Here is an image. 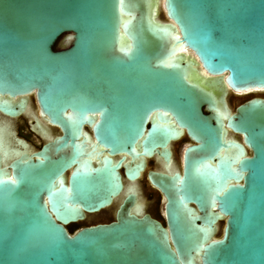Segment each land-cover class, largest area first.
Wrapping results in <instances>:
<instances>
[{"label":"water","instance_id":"1","mask_svg":"<svg viewBox=\"0 0 264 264\" xmlns=\"http://www.w3.org/2000/svg\"><path fill=\"white\" fill-rule=\"evenodd\" d=\"M228 89L264 91V0H0V109L15 115L9 99L34 92L62 132L55 158L44 146L0 177V264H264V98L227 116L251 156L236 145V168L204 163L221 126L203 108ZM86 125L111 155H153L182 130L201 141L182 176L155 174L166 227L121 208L68 231L121 189L124 157L79 162ZM215 219H225L219 235Z\"/></svg>","mask_w":264,"mask_h":264},{"label":"flooded vegetation","instance_id":"2","mask_svg":"<svg viewBox=\"0 0 264 264\" xmlns=\"http://www.w3.org/2000/svg\"><path fill=\"white\" fill-rule=\"evenodd\" d=\"M228 90L229 92L225 97L223 95L217 96L218 102L214 109L205 110L203 108L204 113L210 115L213 122L216 119L221 126L220 147L204 160L205 164L213 168L224 161H228L231 167L236 168L240 157L236 145L242 148L244 156H251L252 152L244 141V135L231 128L227 116L236 113L237 107L248 100L258 97L264 98V91L238 93L231 89ZM4 98L8 97L4 96ZM221 98L222 100H219ZM26 99V102H22V97L19 96L9 99L14 104L15 115H9L0 109L1 178L13 179V167L17 163H23L26 159H41L38 152L44 146L49 149L50 157L55 158V140L57 135H61L62 132L56 125L40 116L34 92ZM20 105H23V107L21 108ZM31 106H36V114L33 113ZM81 133L82 136L78 142H83L85 149L83 155L79 158V162L81 164L85 161L90 162L91 170L103 167L105 158H111L112 165H115L124 157L120 167L116 170L120 178L121 189L111 197L110 204L96 212L85 213V219L69 225L68 231L75 232L85 226L115 221L121 208V212H127V214L137 219L149 216L166 227L164 210L166 196L156 180L155 174L170 179L177 174L182 176L186 150L200 146L201 141L188 135L186 130H182L176 139L166 145L165 149L159 148L153 155H144L143 157L140 155L139 158H136L131 154L111 155L102 147L95 149L93 146V132L88 125L84 126ZM85 134L89 136L86 141ZM164 150L167 151L168 157L164 156ZM69 151L70 148L67 149V154ZM138 151L141 152V150ZM200 156L202 155L196 151H191L188 154V159ZM139 163H141V168L136 175H133V169ZM74 168L76 166H72L64 174L66 184ZM191 206L195 208L193 204ZM212 212L216 213L214 210ZM197 215H202V213L197 211ZM224 226L225 219H215L212 228L219 235L222 233Z\"/></svg>","mask_w":264,"mask_h":264},{"label":"trees","instance_id":"3","mask_svg":"<svg viewBox=\"0 0 264 264\" xmlns=\"http://www.w3.org/2000/svg\"><path fill=\"white\" fill-rule=\"evenodd\" d=\"M72 230V229H71Z\"/></svg>","mask_w":264,"mask_h":264}]
</instances>
